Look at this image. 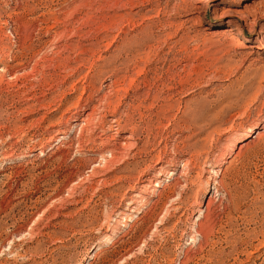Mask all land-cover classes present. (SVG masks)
<instances>
[{
	"label": "rangeland",
	"instance_id": "obj_1",
	"mask_svg": "<svg viewBox=\"0 0 264 264\" xmlns=\"http://www.w3.org/2000/svg\"><path fill=\"white\" fill-rule=\"evenodd\" d=\"M195 1L0 0V264H264V0Z\"/></svg>",
	"mask_w": 264,
	"mask_h": 264
},
{
	"label": "bare ground",
	"instance_id": "obj_2",
	"mask_svg": "<svg viewBox=\"0 0 264 264\" xmlns=\"http://www.w3.org/2000/svg\"><path fill=\"white\" fill-rule=\"evenodd\" d=\"M202 0H197V4L199 5V4H201L202 2H201ZM205 3V2H204ZM200 8V7H199ZM229 35V38L231 39V40H233V39H235L234 37H232V35H231V32H229L228 33ZM228 38V39H229ZM229 39V40H230ZM263 54H264V51L262 52ZM89 115L88 114H86V118L83 120V122H84V124H86V123H88L89 122V120H88V117ZM119 121H117V120H113L112 122H111V124H114V125H116L115 127H118L119 126ZM118 125V126H117ZM111 127V126H110ZM111 129V128H110ZM117 129L118 128H115L114 130H116L117 131ZM256 129H258V126L257 125H254V126H251L250 128H247L246 130H245V132L242 134V136L240 137V141H242V140H245V139H247V138H249V137H251V135H252V133L254 132V130H256ZM84 130V125H82L81 126V128H80V131L82 132ZM255 137V136H254ZM131 137L130 136H127V137H125V138H123L124 140H129ZM230 139V138H229ZM126 142V141H125ZM231 143V142H230ZM123 145V150H124V148L125 149H128V148H130L131 146H126V145H128V144H126V143H124V144H122ZM238 149V148H237ZM242 148L240 147V149H238V150H241ZM113 152V151H112ZM112 152H111V154H110V158L111 159H113V154H112ZM238 153V152H237ZM104 160V164L103 165H108V163H109V161H107V159H103ZM110 160V159H109ZM164 174H158V176L157 177H155V179H156V181L154 182V183H152L151 184V190L152 191H150L148 194H152V195H154V192L153 191H155L154 189H155V187H159V188H161V184H159L160 183V179H161V177L163 176ZM156 183H158V185L156 184ZM161 189H163V186H162V188ZM159 192L157 191V194L156 195H159L158 194ZM138 214H139V212H138ZM198 223H199V221H198ZM198 225V224H197ZM111 228H113V227H111Z\"/></svg>",
	"mask_w": 264,
	"mask_h": 264
}]
</instances>
